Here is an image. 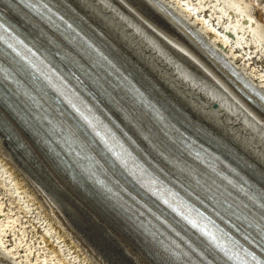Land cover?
Returning <instances> with one entry per match:
<instances>
[{"label": "bare ground", "instance_id": "obj_1", "mask_svg": "<svg viewBox=\"0 0 264 264\" xmlns=\"http://www.w3.org/2000/svg\"><path fill=\"white\" fill-rule=\"evenodd\" d=\"M56 1L81 20V32L88 29L119 64L144 80L168 113L172 112L187 127L220 146L264 182V105L260 101L255 103L257 106L246 102L233 87L234 83L241 85L206 48L215 49L222 60L264 94V26L247 6L240 5L239 0ZM0 2L8 4L7 0ZM157 2L189 24L190 31L176 24ZM10 9L37 32L40 48L45 46L82 70L81 54L88 52L79 42L67 39L53 17L44 13L34 16L13 5ZM192 33L205 45L195 40ZM91 63L109 69L106 63L96 60ZM14 68L8 59H0V84L11 92L10 99H6L11 111L0 104V257L8 264H154L146 252L135 246L120 223L104 216L89 198L101 195L109 206L131 218L153 245L142 225L135 222L138 217L144 222L152 217L129 197L104 187L106 170H115L109 164L99 169L89 159L84 169L75 157L67 154L64 146L62 155L68 159L64 163L67 168L57 164L55 151H48L43 141L47 138L37 128L39 121L49 115L43 109L50 89L46 85L43 89L30 69L21 68L18 74ZM114 74L106 82L104 75L99 77L107 88L106 96L120 99L126 96L124 90L132 94L128 102L137 123L142 122L158 150L177 168L191 172L192 164L185 161L182 149H176L172 143L171 147L167 145L172 126L168 122L158 124L165 131L154 132L157 126L153 128L151 120H146L147 114L137 105L138 90L122 79L117 70ZM9 81L15 83V88L7 85ZM62 130L68 138L76 139L75 127ZM198 176L215 189L206 177ZM90 177L98 180L92 181ZM234 182L244 183L238 177ZM49 191L59 198H70L71 215L87 218L96 226L93 238L106 258L95 246L86 241L83 244L81 234ZM260 196L259 193L253 199L257 201ZM227 198L225 194L221 196L223 204L228 205ZM236 213L247 217L240 210ZM154 242L160 248V243Z\"/></svg>", "mask_w": 264, "mask_h": 264}, {"label": "water", "instance_id": "obj_2", "mask_svg": "<svg viewBox=\"0 0 264 264\" xmlns=\"http://www.w3.org/2000/svg\"><path fill=\"white\" fill-rule=\"evenodd\" d=\"M157 4L161 7V9L166 12L170 18L177 24H179L180 26H182L183 28H185L186 30L190 31L189 25L184 22L182 19H180L174 12H172L167 6H164L162 4H160L159 2H157ZM193 34V33H192ZM193 36L202 44L205 45V43L203 42V40H201L200 38H198L197 36H195V34H193ZM208 52L214 56L215 58L218 59V61L223 64V66L229 71L231 72L236 79L238 80V82L242 85V87L244 88V90L241 88H239L238 86H236L235 84L233 85V87L235 88V90H237L241 96L244 98V100L246 102H249L250 104H254V106H257L255 103L259 104V102L254 99V97H257L259 100L262 101V103L264 104V96L260 95L257 90L252 86V84H250L249 82H247L242 76H240L237 71L232 68L227 62H225L224 60H222L215 52V50H212L208 47H206ZM43 186V185H42ZM43 188L46 189L45 186H43ZM51 194H53L55 197L54 199L60 204V206L63 208L64 212L66 213V216L68 218V220L70 221V223L74 226V228L81 234V236L85 239V241L92 245L95 246L96 248H98V250L101 252V254L106 258V255L104 254V252L98 247L97 243H96V239L93 238V233L96 229V226H94L91 222L88 221L87 218H80V217H75L71 215V210H70V205L72 204V200L70 198H59L54 192L49 191ZM88 200V199H87ZM90 203L99 211V209L96 207V205L91 201V199L89 198ZM98 232V230H97Z\"/></svg>", "mask_w": 264, "mask_h": 264}, {"label": "rangeland", "instance_id": "obj_3", "mask_svg": "<svg viewBox=\"0 0 264 264\" xmlns=\"http://www.w3.org/2000/svg\"><path fill=\"white\" fill-rule=\"evenodd\" d=\"M238 3L240 5L247 6L250 13L257 19L263 26H264V0H239ZM46 198V197H45ZM50 202V201H49ZM53 204V203H52ZM72 229H74L71 226ZM78 238V237H77ZM79 239V238H78ZM80 240V239H79ZM84 242V241H83ZM83 244H86L84 242ZM89 246V245H88ZM90 247V246H89ZM91 248V247H90ZM95 253H99L97 251H94ZM103 261V260H102ZM104 262V261H103ZM0 264H8L7 261L3 260L0 257Z\"/></svg>", "mask_w": 264, "mask_h": 264}]
</instances>
